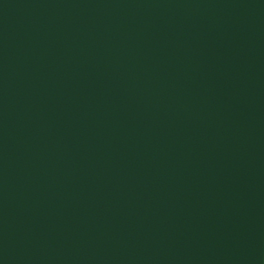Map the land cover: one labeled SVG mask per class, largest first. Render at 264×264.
Listing matches in <instances>:
<instances>
[{
	"label": "water",
	"instance_id": "1",
	"mask_svg": "<svg viewBox=\"0 0 264 264\" xmlns=\"http://www.w3.org/2000/svg\"><path fill=\"white\" fill-rule=\"evenodd\" d=\"M0 264H264V0H0Z\"/></svg>",
	"mask_w": 264,
	"mask_h": 264
}]
</instances>
